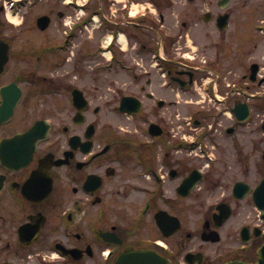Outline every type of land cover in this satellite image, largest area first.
Instances as JSON below:
<instances>
[{
  "label": "flooded vegetation",
  "instance_id": "af4514ba",
  "mask_svg": "<svg viewBox=\"0 0 264 264\" xmlns=\"http://www.w3.org/2000/svg\"><path fill=\"white\" fill-rule=\"evenodd\" d=\"M151 4L0 31V264H264V0Z\"/></svg>",
  "mask_w": 264,
  "mask_h": 264
},
{
  "label": "rangeland",
  "instance_id": "374dc122",
  "mask_svg": "<svg viewBox=\"0 0 264 264\" xmlns=\"http://www.w3.org/2000/svg\"><path fill=\"white\" fill-rule=\"evenodd\" d=\"M63 1L64 0H24L23 2H25V4H21L22 2L14 4V6L12 8V11L13 12L16 11L17 13L16 14H12V15L15 18V20L19 21V20H21V17L23 15L29 16V18H30V17H32V15L40 13L42 11H45V10H48V9H52V10L57 9V10L64 11L67 15H71L73 18H75L77 16L82 18L84 16V13H83V11L80 10L79 6L71 5V4H65V3H63ZM147 1H149V0H147ZM72 2H75V0H72ZM79 2H85V0H79ZM0 4L3 5V0H0ZM120 5H121V3L120 4L115 3L111 8L113 9V11H114V9H116V13L118 14L120 12V10L118 9ZM97 7H98L97 0H89L86 9H87L88 12H91V10H93V9H95ZM108 7L109 6H105L103 4V11L110 17L111 8H108ZM26 11H28V14L25 13ZM8 12L10 13V11H8ZM17 21H14V22L16 23ZM96 24H97V22L92 24V25H90L89 29H88V33L90 35H93L92 38L95 39V40H97L99 38V33H98L97 30L93 31V30H90V29H92V27L95 26ZM18 27L15 26L14 23L10 22V25H6L4 27V31H6V32H14V33L15 32H19L20 33V32L24 31V29H21L20 27L19 28ZM125 64L129 65L130 64V59L127 58L125 60ZM118 67H120V69L118 70V71H120L122 69L121 65H119ZM116 69L117 68H113V67L107 68L106 69L105 79L106 80H110V79H114L115 77L118 78V75L114 73L116 71ZM126 70L127 71L124 72L123 76H125L126 79L128 80L129 79L128 67H126ZM122 79H124V78H122ZM122 79L120 77L118 79V81H120Z\"/></svg>",
  "mask_w": 264,
  "mask_h": 264
},
{
  "label": "water",
  "instance_id": "95a60500",
  "mask_svg": "<svg viewBox=\"0 0 264 264\" xmlns=\"http://www.w3.org/2000/svg\"><path fill=\"white\" fill-rule=\"evenodd\" d=\"M39 20L43 21L44 24L42 25V27H45L48 22V18L43 16V17H40ZM258 255H259V258L261 259V262L264 261V246L261 247V249L258 252ZM237 264H242V263H237Z\"/></svg>",
  "mask_w": 264,
  "mask_h": 264
},
{
  "label": "bare ground",
  "instance_id": "6f19581e",
  "mask_svg": "<svg viewBox=\"0 0 264 264\" xmlns=\"http://www.w3.org/2000/svg\"><path fill=\"white\" fill-rule=\"evenodd\" d=\"M139 7H140L139 5H134L133 8H134V10L139 11ZM9 16L12 18L13 21H17V20H15V18L12 15H9Z\"/></svg>",
  "mask_w": 264,
  "mask_h": 264
}]
</instances>
